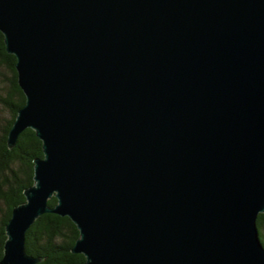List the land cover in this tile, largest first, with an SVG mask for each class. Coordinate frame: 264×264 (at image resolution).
<instances>
[{"label": "water", "instance_id": "95a60500", "mask_svg": "<svg viewBox=\"0 0 264 264\" xmlns=\"http://www.w3.org/2000/svg\"><path fill=\"white\" fill-rule=\"evenodd\" d=\"M43 143L0 264L68 217L85 264H264V0H0ZM55 197L57 205L50 207Z\"/></svg>", "mask_w": 264, "mask_h": 264}, {"label": "trees", "instance_id": "16d2710c", "mask_svg": "<svg viewBox=\"0 0 264 264\" xmlns=\"http://www.w3.org/2000/svg\"><path fill=\"white\" fill-rule=\"evenodd\" d=\"M16 57L6 51L0 32V260L7 240L6 226L13 209L26 202L25 190L34 185V161L44 158L43 143L32 129H26L16 146L10 149L8 135L26 96L18 83ZM50 207L57 205L53 197ZM258 229L264 246V214L258 218ZM80 237L77 226L68 217L44 214L30 227L26 236L27 253L41 259L37 264H85L82 254L72 249Z\"/></svg>", "mask_w": 264, "mask_h": 264}, {"label": "rangeland", "instance_id": "374dc122", "mask_svg": "<svg viewBox=\"0 0 264 264\" xmlns=\"http://www.w3.org/2000/svg\"><path fill=\"white\" fill-rule=\"evenodd\" d=\"M1 81V80H0ZM4 92V90H1V88H0V93H3Z\"/></svg>", "mask_w": 264, "mask_h": 264}]
</instances>
